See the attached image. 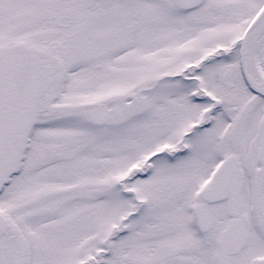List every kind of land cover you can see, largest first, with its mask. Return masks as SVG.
<instances>
[{"label":"snow or ice","instance_id":"6c2138e0","mask_svg":"<svg viewBox=\"0 0 264 264\" xmlns=\"http://www.w3.org/2000/svg\"><path fill=\"white\" fill-rule=\"evenodd\" d=\"M0 264H264V0H0Z\"/></svg>","mask_w":264,"mask_h":264}]
</instances>
